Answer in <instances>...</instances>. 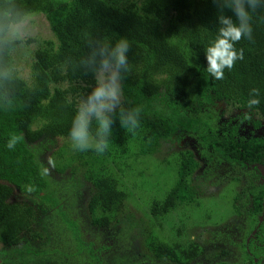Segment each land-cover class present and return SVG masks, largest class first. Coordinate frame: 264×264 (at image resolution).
Returning <instances> with one entry per match:
<instances>
[{"label": "trees", "instance_id": "1", "mask_svg": "<svg viewBox=\"0 0 264 264\" xmlns=\"http://www.w3.org/2000/svg\"><path fill=\"white\" fill-rule=\"evenodd\" d=\"M33 14L44 15L53 40L39 42L34 50L27 83L11 56L24 40L11 39L8 32ZM225 14L232 16L230 11ZM217 15L212 0H0V264H54L52 255L60 246L54 235L61 237L62 230L76 252H88L78 220L69 215L73 208L68 196L87 184L89 225L109 228L119 221L126 197L117 187L120 157L133 143L139 156H148L184 136L196 138L200 155L213 168L225 164L226 176L241 170L233 180L245 179L229 198L232 217L245 228L240 259L219 264H264V184L254 183V171L246 170L264 165V134L238 132L248 114L264 121V0L255 12L250 10L252 38L234 45L237 51L243 49V59L231 70L225 68L223 79L207 72L205 58L220 27ZM121 38L129 44L121 106L139 109V127L134 132L122 127L117 109L103 153L77 151L71 141L54 147L57 139H70L77 106L95 86L93 69L103 40L114 44ZM253 88L259 89L260 103L250 108ZM224 116L229 119L224 121ZM230 116L235 118L231 124ZM89 131L100 138L95 119ZM13 135L20 139L9 149ZM37 144H45L47 151L54 147L43 163ZM176 164L168 193L149 204L155 220L197 205L202 194L200 184L191 179L199 169L193 152L178 151ZM48 166L66 175L53 183ZM57 222L60 231L54 227ZM146 244L154 264H188L200 255L194 243L170 244L150 235Z\"/></svg>", "mask_w": 264, "mask_h": 264}, {"label": "rangeland", "instance_id": "2", "mask_svg": "<svg viewBox=\"0 0 264 264\" xmlns=\"http://www.w3.org/2000/svg\"><path fill=\"white\" fill-rule=\"evenodd\" d=\"M8 36L11 39L24 40L13 49L11 56L18 75L29 83L34 50L40 45L39 42L53 40L48 22L42 14L29 15L23 22L11 26ZM28 39L31 40L27 43ZM234 115L237 113H233V117ZM230 117L231 124L235 118ZM228 119L229 116L223 117L224 121ZM255 122H259L257 128L254 127ZM238 132L242 136H261L264 134V121L255 115L248 114L247 118L245 117L240 123ZM65 141L71 140L59 138L54 147ZM38 146H40L39 149ZM44 147L45 144L36 146V151L39 152L37 157L39 155L42 163L54 149V147H48L47 151L43 149ZM180 150H191L194 158L199 162V169L191 179L192 183L200 184L202 194L197 200V205L176 208L164 218L155 220L149 214V204L152 201H161L168 193L176 175L177 156ZM199 151L200 146L196 138L190 136H184L179 142L165 144L157 153L148 156H139L137 145L131 144L125 155L120 157L123 160H118L123 162L122 172H116L119 174H116L117 187L126 195L123 210L118 217L119 221L109 228L91 227L86 212L87 184L78 191L72 192L68 196V199L72 200L70 207L73 208L72 211L69 210V215L74 214L78 220L81 236L89 244L86 248L89 251L84 254L82 251L76 252L75 246H70V241L62 230L61 222H57L54 227L58 231L62 230V233L61 237L57 233L54 235L60 246L58 245L56 254L52 255H56L57 260L54 261L52 258L51 261L54 264H94V261L90 259V253L98 252L102 264H124L125 262L126 264H154L151 254H147L145 249L146 239L151 235L170 244L194 243L200 255L197 254L198 259L188 264H219L221 261L237 263L241 249L236 243H239L241 237L243 238L241 226L244 225L240 224L237 218L232 217L233 210L229 198L245 179L234 181L233 179L242 175L241 170V172L231 171L226 176L227 165L223 164L221 166L223 168H213ZM46 168L53 183L66 175L60 176L50 166ZM255 169L264 176V167L250 166L246 170L255 171ZM230 176L232 178H229ZM11 200L19 201L20 197H13ZM177 228L180 229V234L176 231ZM216 233L218 235L215 239ZM64 239H67L65 243ZM223 251H225L224 254Z\"/></svg>", "mask_w": 264, "mask_h": 264}, {"label": "clouds", "instance_id": "3", "mask_svg": "<svg viewBox=\"0 0 264 264\" xmlns=\"http://www.w3.org/2000/svg\"><path fill=\"white\" fill-rule=\"evenodd\" d=\"M212 3L217 9V22L220 27L215 40L205 52L207 72L215 79H223L224 69L231 70L238 59H243V49L237 51L234 45L242 38H252L250 10L256 11L259 0H212ZM226 11H230L232 16L226 15ZM128 51L129 44L126 39L121 38L114 44L103 40L99 49V60L95 62L97 67L93 69L95 86L87 94L86 100H80L69 131L75 150L94 149L97 153H103L109 147L108 138L112 132L110 125L115 123L112 117L117 109L122 127L130 132L139 127V109L126 111L121 106L120 81L122 73L129 71ZM259 94V89H251L252 98L248 101L250 108L260 103L256 98ZM93 119L99 139H95L89 131ZM19 139L20 137L13 135L7 147L13 148Z\"/></svg>", "mask_w": 264, "mask_h": 264}, {"label": "flooded vegetation", "instance_id": "4", "mask_svg": "<svg viewBox=\"0 0 264 264\" xmlns=\"http://www.w3.org/2000/svg\"><path fill=\"white\" fill-rule=\"evenodd\" d=\"M252 167H255V166H258V167H264V165H259V164H255V166H253V165H251ZM248 167H250V166H248ZM254 174V178L252 179L253 180V182L254 183H262V184H264V176H261L260 174H259V171L256 169L254 172H253ZM261 178V179H260ZM263 206H264V203H263ZM262 221V217H260L259 218V222H261ZM244 231H245V228H242V233H243V235H244ZM252 236V235H251ZM251 236H249V237H251ZM247 242V241H246ZM242 243V237H241V239H240V241H239V243H236V244H239V245H237L238 246V248H240L241 249V246H240V244ZM95 260H93L94 261V264H102V261H101V258H100V255L98 254V252H96L95 254ZM124 259H126L125 257H123ZM245 261V260H244ZM243 261V264L245 263ZM124 264H126V262L124 263Z\"/></svg>", "mask_w": 264, "mask_h": 264}]
</instances>
